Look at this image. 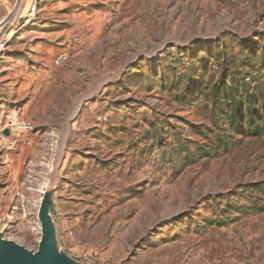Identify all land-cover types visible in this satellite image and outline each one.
Returning <instances> with one entry per match:
<instances>
[{
  "label": "rangeland",
  "instance_id": "rangeland-1",
  "mask_svg": "<svg viewBox=\"0 0 264 264\" xmlns=\"http://www.w3.org/2000/svg\"><path fill=\"white\" fill-rule=\"evenodd\" d=\"M33 3L36 29L71 33L46 40V63L67 55L53 107L70 86L92 111L59 139L32 121L38 160L0 162V218L27 208L3 236L37 250L54 188L60 244L84 264H264V133L230 121L264 85V0H0V21Z\"/></svg>",
  "mask_w": 264,
  "mask_h": 264
},
{
  "label": "crops",
  "instance_id": "crops-1",
  "mask_svg": "<svg viewBox=\"0 0 264 264\" xmlns=\"http://www.w3.org/2000/svg\"><path fill=\"white\" fill-rule=\"evenodd\" d=\"M19 21L23 22V19ZM36 24V19H34L27 27L14 36L5 51L6 53H4V59L0 62V68L2 69L0 70V74H2L0 76V81L2 82L0 90V126L5 122L9 113L14 110L13 106H18V102H22L26 97L23 98V96L29 93L19 107L21 115L34 122L35 131L40 128L41 130L51 128V134L49 132L48 134L52 138L57 137L59 139L60 137L63 138L64 131L68 127L76 129V123L84 117L83 113L86 110L90 111L91 108H88L89 110L85 108L84 111L77 108L76 92L78 89L70 86L69 98L71 100L69 99V102L67 101L63 106L53 107L54 85H56L55 83H57L58 78H61V81L65 78L62 75L65 71L62 70L66 67L62 66H64L66 61L61 65L56 64L60 53L54 61H51V59L48 63L44 61L43 53L52 54L51 51L53 50V46L47 43L46 40H50L49 38H53L54 35L56 37L60 35L61 38L67 39L71 33L70 31L68 33L62 31L60 32L62 34L57 35L39 31L34 27ZM26 50L28 51L25 53ZM23 51L27 56H30V54L36 55L37 58L41 59L40 66L29 68L24 65V62H20L26 59V56L22 54ZM19 65L20 67H18ZM67 72L70 71L67 70ZM73 72L75 74L76 70ZM67 78L65 79L67 80ZM62 83L58 82L60 85ZM16 93L19 94L17 98ZM39 116L45 117L43 119ZM71 132L69 131V133ZM41 136L39 132L35 133V137L31 139V146L26 148L27 150L24 152L22 148L0 152V162L4 163L5 169L10 168L8 170L10 173L12 170L17 173L18 170L22 169L23 161L30 164L38 160L40 157L38 145Z\"/></svg>",
  "mask_w": 264,
  "mask_h": 264
},
{
  "label": "built area",
  "instance_id": "built-area-1",
  "mask_svg": "<svg viewBox=\"0 0 264 264\" xmlns=\"http://www.w3.org/2000/svg\"><path fill=\"white\" fill-rule=\"evenodd\" d=\"M36 10L37 4L33 3L28 15L15 14L14 16H7L0 21V62L4 59V53L14 36L34 20ZM20 19H23V22H20ZM66 59L67 55L62 54L58 57L56 64L61 65ZM33 128L34 126L31 120L23 117L18 112L9 113L5 122L0 126V152L22 148L23 144L26 146L30 145ZM5 131L8 133H5ZM17 196L21 200L24 197V195L20 193H18ZM3 208V215L0 218V227L3 220L6 218L10 219V221L16 220L17 217L15 214H17V210L24 215H26L27 211L24 203H20V201L17 205L13 203L12 200L7 201L4 203Z\"/></svg>",
  "mask_w": 264,
  "mask_h": 264
},
{
  "label": "water",
  "instance_id": "water-1",
  "mask_svg": "<svg viewBox=\"0 0 264 264\" xmlns=\"http://www.w3.org/2000/svg\"><path fill=\"white\" fill-rule=\"evenodd\" d=\"M5 133H8L5 131ZM54 188L45 190L39 208L41 239L37 250H29L7 239L0 230V264H84L60 244L52 213Z\"/></svg>",
  "mask_w": 264,
  "mask_h": 264
},
{
  "label": "trees",
  "instance_id": "trees-1",
  "mask_svg": "<svg viewBox=\"0 0 264 264\" xmlns=\"http://www.w3.org/2000/svg\"><path fill=\"white\" fill-rule=\"evenodd\" d=\"M229 75L231 74L229 73ZM255 77L256 75L253 76V78ZM242 84L239 83L237 87L242 86ZM259 85L254 92L246 91V93H250L246 101L240 102V100H238L234 103L230 121L236 133L245 131L254 134L264 133V85ZM226 86L225 84L223 88ZM260 92L262 93L261 97H257Z\"/></svg>",
  "mask_w": 264,
  "mask_h": 264
},
{
  "label": "bare ground",
  "instance_id": "bare-ground-1",
  "mask_svg": "<svg viewBox=\"0 0 264 264\" xmlns=\"http://www.w3.org/2000/svg\"><path fill=\"white\" fill-rule=\"evenodd\" d=\"M45 192V191H44Z\"/></svg>",
  "mask_w": 264,
  "mask_h": 264
}]
</instances>
